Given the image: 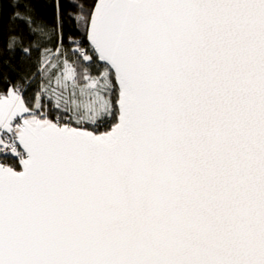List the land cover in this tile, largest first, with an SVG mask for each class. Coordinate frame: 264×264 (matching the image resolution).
Instances as JSON below:
<instances>
[{
    "label": "snow or ice",
    "instance_id": "snow-or-ice-1",
    "mask_svg": "<svg viewBox=\"0 0 264 264\" xmlns=\"http://www.w3.org/2000/svg\"><path fill=\"white\" fill-rule=\"evenodd\" d=\"M7 6L0 264H264V0Z\"/></svg>",
    "mask_w": 264,
    "mask_h": 264
},
{
    "label": "trees",
    "instance_id": "trees-1",
    "mask_svg": "<svg viewBox=\"0 0 264 264\" xmlns=\"http://www.w3.org/2000/svg\"><path fill=\"white\" fill-rule=\"evenodd\" d=\"M0 4H3V10H4L5 18H6L8 12L10 11V9L7 6V0H0ZM39 7H40V5L38 4V8Z\"/></svg>",
    "mask_w": 264,
    "mask_h": 264
}]
</instances>
